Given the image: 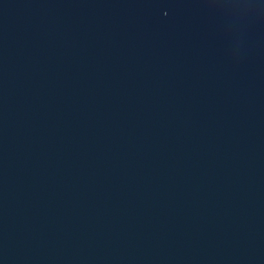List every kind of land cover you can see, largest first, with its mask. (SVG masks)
Masks as SVG:
<instances>
[{
  "label": "water",
  "instance_id": "obj_1",
  "mask_svg": "<svg viewBox=\"0 0 264 264\" xmlns=\"http://www.w3.org/2000/svg\"><path fill=\"white\" fill-rule=\"evenodd\" d=\"M0 264H264V0H0Z\"/></svg>",
  "mask_w": 264,
  "mask_h": 264
}]
</instances>
